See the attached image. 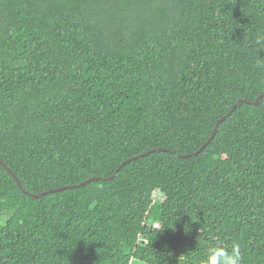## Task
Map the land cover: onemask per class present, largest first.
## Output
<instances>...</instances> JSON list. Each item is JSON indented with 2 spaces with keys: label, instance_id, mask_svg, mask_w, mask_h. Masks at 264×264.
<instances>
[{
  "label": "trees",
  "instance_id": "obj_1",
  "mask_svg": "<svg viewBox=\"0 0 264 264\" xmlns=\"http://www.w3.org/2000/svg\"><path fill=\"white\" fill-rule=\"evenodd\" d=\"M0 160V264H264V0H0Z\"/></svg>",
  "mask_w": 264,
  "mask_h": 264
},
{
  "label": "water",
  "instance_id": "obj_2",
  "mask_svg": "<svg viewBox=\"0 0 264 264\" xmlns=\"http://www.w3.org/2000/svg\"><path fill=\"white\" fill-rule=\"evenodd\" d=\"M262 95L263 94H261V95H259L257 98H256V100L254 101V102H248V103H251V104H253V105H257L258 103H259V101H260V99H261V97H262ZM245 100H243V99H240V100H238L233 106H232V108L227 112V114H225L222 118H220L217 122H216V124H215V127H214V130H213V132H212V134H211V136H210V138L197 150V151H195L193 154H184V155H181V157H188V156H191V155H195V154H198L200 151H202L204 148H205V146L213 139V137L215 136V133H216V131H217V129H218V126H219V124H220V122L221 121H223L227 116H229L233 111H234V109L237 107V105H238V103L239 102H244ZM157 150H165V149H163V148H159V149H157ZM152 151H155V149H153ZM150 152L149 151H147V152H144V153H142V154H139V155H137V156H134V157H131V158H129V159H127V160H125V161H123L121 164H120V166L118 167V169L123 165V164H125L126 162H128V161H131V160H134V159H136V158H139V157H143V156H145V155H147V154H149ZM0 165H2L12 176H13V178L19 183V181H18V179H17V177L14 175V173L8 168V167H6V165L0 160ZM98 179H100L99 177H95V178H90V179H87V180H85V181H83V182H81V183H79L78 185H75V186H84V185H86L87 183H89V182H91L92 180H98ZM74 186V187H75ZM66 188H68V186H63V187H57V188H53V189H50V190H48V191H44V192H41V193H37V194H30L32 197H39V196H41V195H43V194H45V193H47V192H57V191H61V190H64V189H66Z\"/></svg>",
  "mask_w": 264,
  "mask_h": 264
},
{
  "label": "clouds",
  "instance_id": "obj_3",
  "mask_svg": "<svg viewBox=\"0 0 264 264\" xmlns=\"http://www.w3.org/2000/svg\"><path fill=\"white\" fill-rule=\"evenodd\" d=\"M239 261V246L234 244L231 252L222 247H212L211 253H206L202 264H239Z\"/></svg>",
  "mask_w": 264,
  "mask_h": 264
},
{
  "label": "rangeland",
  "instance_id": "obj_4",
  "mask_svg": "<svg viewBox=\"0 0 264 264\" xmlns=\"http://www.w3.org/2000/svg\"><path fill=\"white\" fill-rule=\"evenodd\" d=\"M154 197H155V199L162 200V196H160V194L158 192L155 193ZM131 264H144V263L139 261V260L133 259Z\"/></svg>",
  "mask_w": 264,
  "mask_h": 264
}]
</instances>
